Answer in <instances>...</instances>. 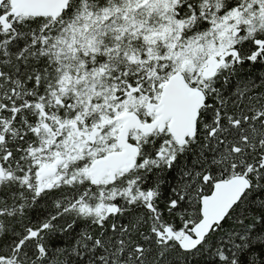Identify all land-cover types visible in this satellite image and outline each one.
Returning a JSON list of instances; mask_svg holds the SVG:
<instances>
[{
	"label": "snow or ice",
	"instance_id": "6c2138e0",
	"mask_svg": "<svg viewBox=\"0 0 264 264\" xmlns=\"http://www.w3.org/2000/svg\"><path fill=\"white\" fill-rule=\"evenodd\" d=\"M0 264H264V0H0Z\"/></svg>",
	"mask_w": 264,
	"mask_h": 264
}]
</instances>
